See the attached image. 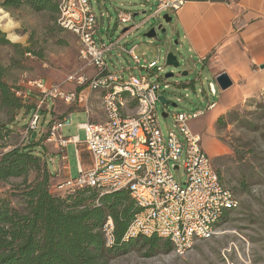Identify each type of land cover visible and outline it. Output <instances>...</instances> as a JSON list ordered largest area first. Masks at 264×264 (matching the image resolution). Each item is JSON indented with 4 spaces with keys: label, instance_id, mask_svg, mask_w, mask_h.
Returning a JSON list of instances; mask_svg holds the SVG:
<instances>
[{
    "label": "rangeland",
    "instance_id": "374dc122",
    "mask_svg": "<svg viewBox=\"0 0 264 264\" xmlns=\"http://www.w3.org/2000/svg\"><path fill=\"white\" fill-rule=\"evenodd\" d=\"M4 2L5 0H0V9L18 25L15 32L24 40L14 43L1 31L11 45L0 44V79L12 92L18 94L16 97L20 98L25 108L14 111L0 101V157L17 147L35 148L38 145L41 147L36 152L43 150L48 155L49 147L45 145L48 126L52 118L58 121L59 117L49 114L48 107L42 113L37 135L34 136L35 132L27 134L28 123L32 118L31 108L38 94L29 86V82L43 79L49 85H63L68 76L83 66L79 59V40L73 33L62 29L58 19L53 21L50 12H35L26 6L6 9L3 7ZM91 3L99 18L100 28L96 35L99 42L104 41L107 45L116 43L125 29L131 31L132 24H121L119 14L131 13L138 27L120 41L119 44L125 46V51L116 46L105 54L108 70L114 74L123 72L120 77L125 80L131 76L140 78L148 76L147 70L140 68L157 62L163 71L154 75L153 81L160 85L159 95L170 101L169 105L157 103L159 124L164 135L167 137L169 132L179 133L174 128L172 116L204 111L202 117L207 118L204 126L198 125L201 121L198 120L191 127L198 126L195 134L201 137L202 146L211 158L214 169L219 173L223 184L234 192L240 202L237 209L227 211L219 223L220 233L217 236L197 242L182 256L176 254L174 249L165 251L157 246L154 250L160 251L148 256L149 245L144 244L113 259L111 264H264V90L245 100L234 99L227 104L218 105L216 102L219 97L212 96L209 87L212 82L219 92L214 79L191 53L181 51L175 45L177 35L172 12H163L158 17L151 18L159 5L155 0H91ZM166 14L173 19L171 23H166L163 19ZM160 25H163L166 33L157 31L155 39L144 36ZM134 46H137L139 64L129 54ZM28 50L31 53H27ZM169 53L179 58L180 68L166 66V56ZM184 72L188 76H182ZM169 73H173L174 77L166 79L165 76ZM87 74L92 76L94 70L87 71ZM54 101L58 109L64 105L60 100ZM212 102L214 108L208 111V104H213ZM52 103L49 99V106ZM163 113L170 116L164 117ZM70 122L61 131L63 137L79 135L81 141H84L85 132L78 130V125L88 122L86 112H75ZM66 154L71 176L77 179L79 172L76 146L69 144ZM46 160H49L48 165L54 172L53 159L48 156ZM59 160L60 158L56 161L57 165ZM65 165L63 162L62 167ZM173 174L180 182L186 179L182 167L180 170H173ZM34 177L32 174L29 180ZM22 183V178L0 182V200H10L15 205L17 197L13 187ZM54 192L59 195L72 193L58 187L54 188Z\"/></svg>",
    "mask_w": 264,
    "mask_h": 264
},
{
    "label": "built area",
    "instance_id": "2783aa9c",
    "mask_svg": "<svg viewBox=\"0 0 264 264\" xmlns=\"http://www.w3.org/2000/svg\"><path fill=\"white\" fill-rule=\"evenodd\" d=\"M155 1L159 3L151 16L155 18L163 12L176 14L186 3V0ZM118 18L121 24H132L131 31L138 28L131 13L119 14ZM58 24L77 36L83 66L68 76L63 85H49L43 79L29 82L38 94L31 109L27 134L35 132L37 135L49 99L67 105L86 101L85 96L76 91L67 92L64 87L68 84L102 92V108L106 116L102 123L89 121L78 125V130L85 132L84 145L92 158V166L85 169L78 162L79 177L67 179L58 188L74 192L89 187L97 189L101 195L129 191L141 212L129 227L127 240L158 236L170 240L175 253L182 256L197 242L217 236L219 223L227 211L237 209L240 202L223 184L202 146L201 137L189 127V122L202 116L204 111L172 116L174 128L179 133L169 132L166 137L157 111L160 85L153 81V76L163 68L157 62H151L141 68L147 70L148 76H131L126 80L120 77L123 72L111 73L105 54L118 46L120 40L109 45L97 40L99 18L93 11L91 0H59ZM136 49L134 46L129 54L139 64ZM89 68L94 70L92 76L87 74ZM210 92L216 95L213 86ZM212 108L214 103L209 104L207 110ZM87 113L90 114L89 110ZM70 124L69 116L53 121L46 136L47 143L56 144L64 164L68 160L67 146L74 144L78 156L81 143L77 136L64 138L61 134L64 126ZM181 167L186 173L184 182L176 180L173 174V170ZM113 233L114 224L109 218L104 227L108 247L114 244Z\"/></svg>",
    "mask_w": 264,
    "mask_h": 264
},
{
    "label": "trees",
    "instance_id": "16d2710c",
    "mask_svg": "<svg viewBox=\"0 0 264 264\" xmlns=\"http://www.w3.org/2000/svg\"><path fill=\"white\" fill-rule=\"evenodd\" d=\"M23 6L50 12L53 21L58 19L59 0H5L3 4L6 9ZM0 44L11 45L1 30ZM16 94L0 79L2 105L23 110ZM40 147H17L0 157V182L23 179L21 185L13 187L15 205L0 200V264H111L139 245H149L148 256L160 251L154 250L156 246L165 251L174 249L170 240L158 236L125 239L141 212L127 190L101 195L86 187L56 194L48 160L43 150L36 152ZM32 174L35 177L29 180ZM109 218L114 224V244L110 247L104 234Z\"/></svg>",
    "mask_w": 264,
    "mask_h": 264
},
{
    "label": "crops",
    "instance_id": "0c3cea01",
    "mask_svg": "<svg viewBox=\"0 0 264 264\" xmlns=\"http://www.w3.org/2000/svg\"><path fill=\"white\" fill-rule=\"evenodd\" d=\"M173 26L179 46L199 60L215 82L221 74H226L230 78L232 85L227 90L218 87L219 92H217L215 84L212 82L209 84V87L213 86L216 90V95H211L219 97V101L216 102L218 105L227 104L234 99L245 100L264 90V0H231V2L186 0L184 6L174 14ZM124 31L118 41L124 40L131 33L128 29ZM118 46L125 49V46L120 44ZM89 70L92 68L87 71L89 72ZM64 88L67 92L76 91L85 96L86 101L79 105L64 103L61 109H58V105H55V101H53L51 107L48 106L49 114H56V117H59L57 120H60L65 116H69L71 119L75 112L85 111L88 122L102 123L106 121L102 108V92H93L87 87H78L74 84H68ZM88 110L90 114L87 113ZM201 117L189 122L194 133L197 132L195 128L198 126L191 127V124L201 120L202 122L200 121L198 125L201 124L203 127L207 120V118ZM52 121H54L53 118ZM76 136L79 137V135ZM84 141L79 144L77 159L83 168L90 169L92 158ZM45 143L49 148L48 155L43 152V157L47 159L49 156L53 159L54 172L50 166L49 169L52 174L51 184L54 190L55 187L72 176L68 160L66 162L67 169L62 167L63 161H61L56 144ZM59 158L57 165L56 161Z\"/></svg>",
    "mask_w": 264,
    "mask_h": 264
},
{
    "label": "water",
    "instance_id": "95a60500",
    "mask_svg": "<svg viewBox=\"0 0 264 264\" xmlns=\"http://www.w3.org/2000/svg\"><path fill=\"white\" fill-rule=\"evenodd\" d=\"M151 18H155V17H151ZM150 18V19H151ZM163 19L165 20L166 23H171L173 21V19L168 15L166 14ZM1 29V28H0ZM128 29V28H127ZM126 29V30H127ZM2 31V29H1ZM135 31V30H134ZM157 31H161L162 33H166V29L163 28V25H160L158 27V29L156 28H152L151 30H149L144 36L147 38V39H155L157 37ZM125 32V31H124ZM123 32V33H124ZM175 45L178 46V48L183 51L184 48L183 47H180L178 42L176 41L175 42ZM185 51V50H184ZM181 55V53H180ZM166 66H169V67H173L175 69H178L181 67V62L179 60V58L174 55L173 53H169L167 54L166 56ZM182 76H188V73L187 72H184L182 73ZM174 77V74L173 73H169L165 76L166 79H169V78H172ZM216 83L218 85V87L222 90H227L229 87H231L232 85V82L230 80V78L226 75V74H221L217 79H216ZM159 101L164 104V105H169L170 104V101H168L166 98L160 96L159 97ZM175 106V105H173ZM164 117H167V114H163ZM34 136H36V134H34Z\"/></svg>",
    "mask_w": 264,
    "mask_h": 264
},
{
    "label": "bare ground",
    "instance_id": "6f19581e",
    "mask_svg": "<svg viewBox=\"0 0 264 264\" xmlns=\"http://www.w3.org/2000/svg\"><path fill=\"white\" fill-rule=\"evenodd\" d=\"M17 27L18 25L12 21L10 16L2 9H0V28L7 35L9 40L14 43L23 42L24 40L22 37H19L16 34L15 30Z\"/></svg>",
    "mask_w": 264,
    "mask_h": 264
}]
</instances>
